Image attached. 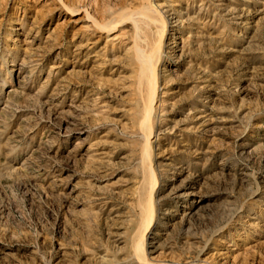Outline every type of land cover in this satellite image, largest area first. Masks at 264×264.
<instances>
[{"label": "rangeland", "instance_id": "obj_1", "mask_svg": "<svg viewBox=\"0 0 264 264\" xmlns=\"http://www.w3.org/2000/svg\"><path fill=\"white\" fill-rule=\"evenodd\" d=\"M0 264H264V0H0Z\"/></svg>", "mask_w": 264, "mask_h": 264}, {"label": "bare ground", "instance_id": "obj_2", "mask_svg": "<svg viewBox=\"0 0 264 264\" xmlns=\"http://www.w3.org/2000/svg\"><path fill=\"white\" fill-rule=\"evenodd\" d=\"M152 7V6H151ZM152 9V8H151ZM154 10V9H153ZM134 17V16H133ZM133 20V19H132ZM136 21V20H135ZM138 22V21H137ZM165 23V22H164ZM139 24V23H138ZM116 26V25H115ZM106 27V26H105ZM110 28V27H109ZM171 44V43H170ZM178 45V43H176L173 47H175V46H177ZM138 53H139V58H138V60H139V63H140V61H141V67H142V74L144 75V77L145 78H147V83H148V86H149V89H150V91H149V93L151 94V99H150V103H149V107L148 108H146L147 110H146V113H145V117H144V121H142V125H143V127L145 128V125H146V123H147V121L149 122V120H150V118L152 117L151 115L153 114V110H154V102H155V99H156V95H157V90L159 89L158 88V80H159V78H160V73H158V75L156 74V68H157V65H158V63H159V59H153L152 58V55L150 54V56H148V55H146L145 53L144 54H142V56H141V59H140V53H141V51H140V48L138 49ZM159 58V57H158ZM12 91V90H11ZM150 127H151V125H150ZM70 128V127H69ZM68 129V128H67ZM149 129V128H148ZM152 128H150L149 129V133H148V135H147V137H145V138H147V145L148 146H150L151 145V143H150V139H149V135H151V130ZM70 131V130H69ZM145 131V130H144ZM144 138V139H145ZM151 148V147H150ZM148 150H149V148H148ZM152 150V149H151ZM147 156V155H146ZM149 156V155H148ZM153 174V171H152V173H151V175ZM151 210V209H150ZM148 211V210H147ZM151 212V211H150ZM143 213V212H142ZM151 213H153V212H151ZM150 213V214H151ZM144 215V214H143ZM152 217H153V214L151 215ZM152 217H150V219H148L147 220V223H148V225H149V223H151L152 222ZM145 223H146V219H145ZM145 231H147V229L145 230ZM143 241V240H142ZM138 247H136L137 248V250H143L142 249V246H143V244H141V242L140 243H138V245H137ZM140 252H142V251H140ZM142 255H144L143 253H141ZM143 257V256H142ZM145 257V256H144ZM140 258V257H139ZM141 260H145V258H140Z\"/></svg>", "mask_w": 264, "mask_h": 264}]
</instances>
